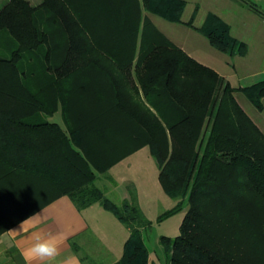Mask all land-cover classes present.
<instances>
[{"label": "trees", "instance_id": "1", "mask_svg": "<svg viewBox=\"0 0 264 264\" xmlns=\"http://www.w3.org/2000/svg\"><path fill=\"white\" fill-rule=\"evenodd\" d=\"M186 4L187 0H42L33 5L30 0H0V177L46 179L55 187L54 196H70L79 209L101 204L131 229L124 254L114 264H149L141 228L151 221L135 192L131 201L115 202L96 182L97 172H106L108 165L95 167L72 132L33 119L36 112L54 110L31 106L36 94L22 69L39 47L50 62L49 34L37 23L38 11L44 8L55 18L77 23L91 48L127 49L128 62L112 55L121 66L131 65L139 51L137 65L144 71L140 82L162 130L160 143L150 139L151 152L165 192L178 199L158 220L188 203L180 234L160 238L168 264H264V132L235 96L241 91L262 110L264 80L233 87L144 20L146 10L184 22ZM102 19L109 31L111 23L118 24L119 32L132 40L116 48L114 41H92L90 24ZM185 23L220 51L245 50V43L234 38L230 25L215 13H209L201 26L194 24V16ZM160 96L162 105L157 103ZM10 223L0 219V234Z\"/></svg>", "mask_w": 264, "mask_h": 264}, {"label": "crops", "instance_id": "2", "mask_svg": "<svg viewBox=\"0 0 264 264\" xmlns=\"http://www.w3.org/2000/svg\"><path fill=\"white\" fill-rule=\"evenodd\" d=\"M30 1L33 5L42 2ZM209 13H215L230 25L232 36L245 43L244 52L239 48L233 54L220 51L205 35L185 23L194 16V24L201 26ZM143 14L145 22L153 23L176 45L215 70L233 87L250 86L264 80V9L254 0H187L182 16L184 22H171L146 10ZM103 22L102 19L90 24L92 41H114L116 48L132 40L128 33L119 32L118 24L111 23L109 31ZM37 23L49 34L50 62L47 64L44 60L45 50L39 47L31 59L23 62L22 69L28 75L23 79L36 94L30 100L31 106L54 110L36 112L33 119L48 120L72 132L81 151L95 167H109L106 172H97V184L120 203L131 201L132 191L135 192L136 202L146 215L137 192L120 184L114 174L115 169L146 148L152 154L150 139L160 143L162 136L155 118L156 109L140 82V74L144 71L137 65L139 51L131 65L121 66L113 56L128 62L130 53L127 49L108 52L91 48L87 34L71 19L55 18L40 8ZM71 44L77 48L70 49ZM44 47L46 49L48 44ZM235 96L264 132V98L262 110L251 105L249 112L244 106L249 104L247 97L241 91L235 92ZM15 102L23 104L20 100ZM157 103L162 105V96ZM56 145L59 147L60 142ZM10 184L9 189L0 185V203L5 205L0 216L17 220L0 234V264H27L22 254L31 243V232L36 230L32 225H37L42 233L56 236L59 241L55 264H88L85 258H90V264H114L123 256L131 229L119 219L112 221L118 238L114 243L103 219L109 217L101 204L79 209L70 196H54L55 187L46 179H14ZM29 217L33 218L24 225L27 232L21 231L15 236L9 232L18 229ZM147 228H141L142 236ZM160 238L151 249L143 237L150 252L149 264H168ZM103 251L112 253L110 262H102ZM33 264L47 262L35 261Z\"/></svg>", "mask_w": 264, "mask_h": 264}, {"label": "rangeland", "instance_id": "3", "mask_svg": "<svg viewBox=\"0 0 264 264\" xmlns=\"http://www.w3.org/2000/svg\"><path fill=\"white\" fill-rule=\"evenodd\" d=\"M254 1L262 9H264V0ZM245 99L249 104L245 103L244 106L250 112V107L253 104L247 98ZM29 103L31 104V102ZM127 164L128 167H126ZM159 172L160 169L157 160L147 148L145 151H141L140 153L131 157V159H129L128 162H125L119 169L114 170L117 181L122 185H127L128 189L132 188V190H135L138 194V198L141 200L143 207L146 209V217H148V219L151 221V225L143 233V237L151 249H153L155 246L158 237L162 235L175 237L180 234L181 224L188 209V203L186 200L181 211L161 221L158 220L159 215L172 208L178 200L177 198L169 196L165 192L159 179ZM14 179L15 178L13 176H1L0 185L6 189H9L11 185L10 183L13 182ZM98 183L101 184L100 181ZM129 183L133 185H129ZM117 203L121 204L120 202ZM4 207L5 205L0 203V210ZM104 211H106L105 215L111 219L110 222L108 218H103L105 220V224L108 226V230L111 232L113 242L116 243L118 242V238L116 237L112 221H118V218L114 213L108 210ZM0 219H3V221L4 219L7 220V223L15 220L9 217L4 218L2 216H0ZM97 245L102 246L101 243H97ZM102 250L105 249L102 247ZM102 253L103 255L101 256V260L103 263L110 262V260L113 259L112 253L107 251H103ZM85 260L88 264L91 263L90 258H85Z\"/></svg>", "mask_w": 264, "mask_h": 264}, {"label": "clouds", "instance_id": "4", "mask_svg": "<svg viewBox=\"0 0 264 264\" xmlns=\"http://www.w3.org/2000/svg\"><path fill=\"white\" fill-rule=\"evenodd\" d=\"M37 216V215H36ZM33 217H29L22 221L18 229H12L9 232L14 236L21 234V231L27 232L24 225L27 224ZM33 229L29 239L30 245L23 251V257L27 264H33L35 261H46L47 264H55L56 258L59 255V241L56 236L42 233L38 230L37 225H32Z\"/></svg>", "mask_w": 264, "mask_h": 264}]
</instances>
